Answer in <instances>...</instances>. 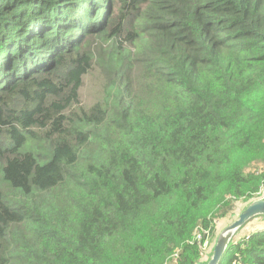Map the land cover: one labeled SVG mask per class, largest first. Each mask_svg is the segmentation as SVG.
I'll list each match as a JSON object with an SVG mask.
<instances>
[{
	"label": "trees",
	"instance_id": "obj_1",
	"mask_svg": "<svg viewBox=\"0 0 264 264\" xmlns=\"http://www.w3.org/2000/svg\"><path fill=\"white\" fill-rule=\"evenodd\" d=\"M263 188L264 0H0V264H196Z\"/></svg>",
	"mask_w": 264,
	"mask_h": 264
},
{
	"label": "water",
	"instance_id": "obj_2",
	"mask_svg": "<svg viewBox=\"0 0 264 264\" xmlns=\"http://www.w3.org/2000/svg\"><path fill=\"white\" fill-rule=\"evenodd\" d=\"M237 208L225 216L223 224L215 230L209 247L202 249L196 264H222L234 243L257 230L254 225L262 223L264 227V188L258 195L238 204Z\"/></svg>",
	"mask_w": 264,
	"mask_h": 264
},
{
	"label": "rangeland",
	"instance_id": "obj_3",
	"mask_svg": "<svg viewBox=\"0 0 264 264\" xmlns=\"http://www.w3.org/2000/svg\"><path fill=\"white\" fill-rule=\"evenodd\" d=\"M105 84H107V80L105 78V75L102 73L101 69L98 66H96L85 77V80H84V85H83L82 90H81L82 101H83L84 105L89 106V105L95 103L96 101H102L103 102L104 96H105V92H104V85ZM241 202H243V201H240L237 203V207H238V204H240ZM237 207L235 210L238 209ZM225 219H226V217L220 219L217 222L215 230L218 228L219 225L223 224ZM254 227H256L255 229H257V230H259V228L260 229L264 228V227H262V223L256 224V225H254ZM212 238H213V236H212ZM212 238L210 239L208 245L203 248V250L207 249L209 247V245L212 242Z\"/></svg>",
	"mask_w": 264,
	"mask_h": 264
},
{
	"label": "built area",
	"instance_id": "obj_4",
	"mask_svg": "<svg viewBox=\"0 0 264 264\" xmlns=\"http://www.w3.org/2000/svg\"><path fill=\"white\" fill-rule=\"evenodd\" d=\"M214 232H212L211 229H199L196 233V236H195V240H197L198 242L202 243L201 244V247L202 249L204 247H206L210 241V239L212 238V236L214 235Z\"/></svg>",
	"mask_w": 264,
	"mask_h": 264
}]
</instances>
